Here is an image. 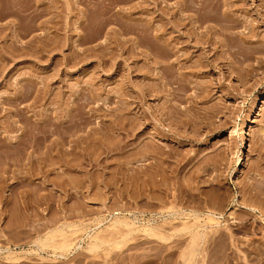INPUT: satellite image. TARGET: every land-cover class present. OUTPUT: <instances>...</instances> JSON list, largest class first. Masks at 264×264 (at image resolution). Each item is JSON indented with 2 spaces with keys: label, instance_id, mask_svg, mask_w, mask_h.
<instances>
[{
  "label": "rangeland",
  "instance_id": "rangeland-1",
  "mask_svg": "<svg viewBox=\"0 0 264 264\" xmlns=\"http://www.w3.org/2000/svg\"><path fill=\"white\" fill-rule=\"evenodd\" d=\"M121 6L127 5L116 4L110 13ZM121 10L122 7L118 11ZM136 10L140 16H156L152 9L150 13ZM101 11L97 0H0V264H132L149 257L165 264H264V65L252 73L246 66L233 64L222 69L206 67L192 75L195 77L186 95L171 100L166 93L157 94L158 81L141 78L146 72L152 76L146 62L150 56L139 54V61L133 63L135 58L128 48L122 50L124 41L128 47L130 35L137 34L117 15L101 23ZM110 25L114 28L106 30ZM259 30V37L264 39V27ZM107 38L109 41H103ZM201 50L194 53L188 64L198 61L204 52ZM76 59L78 62L73 61ZM134 64L142 69L129 75L128 69ZM135 73L140 77H130L131 81L146 82L152 93L144 105L150 106L146 110L149 109L151 120L144 125L143 119L139 121L140 133L136 138L125 136L126 132L116 128V121L130 128L145 109L127 108L132 88L125 85H130L128 76ZM41 85L48 87L44 94L48 96L36 101L34 91ZM86 85L100 93L105 91L96 101L86 103ZM16 90L22 95L19 102L18 97L14 98ZM117 96H121L123 104ZM1 104L10 105L12 110L20 108L14 113L9 111L10 106ZM24 105L31 110L23 109ZM67 107L71 111L65 110ZM55 111L61 119H67V114L76 116L56 130L65 132L64 144H52L51 150L46 151L41 142L43 132L39 131L37 138H32L33 146L26 151H33L32 156H26L30 153L22 149L29 131L25 119L28 116L34 123L46 113L53 116ZM11 112L12 119L7 118ZM17 124L21 126L17 128ZM42 128L50 131L55 127L45 123ZM57 132L45 144L51 137H62ZM5 134L15 140L14 134L23 136L21 141L10 144ZM125 142L127 145L120 149L119 145ZM239 157L243 159L240 163ZM24 158L31 160V164L28 162L25 167ZM68 161L76 165H69ZM210 211L215 216L211 220L207 217ZM123 217L134 221L136 228L112 223L117 218L125 221ZM185 223L188 229H184ZM159 225V229L154 227ZM149 226L155 232H150ZM52 233L54 243L48 246L45 243H51ZM44 238L46 242H41L45 246L39 241ZM194 238H198L197 242ZM64 242L66 247L71 244L69 251L63 249ZM117 242L125 244L120 246ZM62 243L65 252L59 249ZM11 254L16 260L8 257Z\"/></svg>",
  "mask_w": 264,
  "mask_h": 264
},
{
  "label": "bare ground",
  "instance_id": "bare-ground-1",
  "mask_svg": "<svg viewBox=\"0 0 264 264\" xmlns=\"http://www.w3.org/2000/svg\"><path fill=\"white\" fill-rule=\"evenodd\" d=\"M95 1V0H94ZM134 0H97L98 4L100 5L101 4V7H102V11L100 12V21L101 23L103 22L104 24L106 22H108L109 20H112V17L114 15H117L121 20L122 22L124 23L123 19L125 20V22L127 23L126 26L131 29L133 32H135L137 35H130L132 36L130 38V41L131 43L129 44L128 47H126V42L127 41H124V38L123 41L124 43H120L121 41L119 40H122L121 38L118 40V42L121 45L122 47V50L124 51L125 49L128 48V51L130 52L131 56L134 59L133 63L135 62H138V55L139 54H143L144 55H148L150 57H146V59H148V62L149 63V71H152V76H150L146 70L144 73V75L142 74L141 78L145 79L148 78V79H152V80H156L158 81L156 84L158 85L159 87V90H157V94L160 93H166L167 95H169L171 100L174 99L175 97L176 98H182V96L186 95L187 94V91L188 89L190 88V85L192 84L193 82V79L197 73L203 71V69H206V67H210V68H224V66L230 64V65H236V66H246L247 68H249L248 70L252 73L254 69H256V67H260L261 65H264V39L260 38L259 35H260V28L264 27V0H137L136 3L132 2ZM251 3H250V2ZM129 2H132L130 5L127 4ZM124 4L127 5L126 7L124 6H121L123 11H118L121 7L118 8V10L116 12H113V13H110L111 9L115 7L116 4ZM138 4V5H137ZM152 5V6H151ZM119 6V5H117ZM136 8L142 10L143 12H146L149 11V9H152L153 13L156 14L153 15L155 17H145L143 14V16H140L139 13H136L138 12V10H136ZM136 10V11H135ZM245 12L246 15L245 16H242L239 14V12ZM157 12V13H156ZM240 12V13H241ZM252 12H255V14ZM136 13V14H135ZM142 13V12H141ZM147 13V12H146ZM148 13V14H149ZM139 14V15H138ZM146 14V16L148 15ZM98 15V14H97ZM244 15V14H243ZM249 17H248V16ZM253 15H258L257 17L253 16ZM158 16V19L156 18ZM158 21V22H157ZM114 23V22H113ZM101 25V24H100ZM42 26V24H41ZM40 27V26H39ZM114 28L113 25H110L109 27H106V30L107 28L110 29V28ZM125 27V26H124ZM116 28V27H115ZM117 29V28H116ZM114 29V30H116ZM119 29V28H118ZM117 29V30H118ZM113 30V29H111ZM110 30V31H111ZM108 30V32H110ZM119 31V30H118ZM117 31V32H118ZM114 32V31H113ZM112 32V34H113ZM124 32V31H123ZM126 32V31H125ZM106 33V32H105ZM104 33V34H105ZM115 33V32H114ZM120 33V31H119ZM107 34V33H106ZM117 34V33H116ZM105 36V35H104ZM115 36V35H113ZM118 36V34H117ZM120 36L121 33H120ZM106 37V36H105ZM116 37V36H115ZM125 37V36H124ZM127 37V36H126ZM125 37V38H126ZM129 37V36H128ZM127 37V39H128ZM109 39L111 38V35L110 37H108ZM107 39H103V41H109ZM119 38V37H118ZM113 40V39H112ZM116 40V39H115ZM126 40V39H125ZM111 41V40H110ZM122 41V42H123ZM114 42V41H112ZM111 43V42H110ZM114 43H117V42H114ZM114 45V44H113ZM120 45H118L119 47ZM108 48V46H107ZM113 48V47H112ZM120 48V47H119ZM203 49L204 52H203V55L202 56H198L197 58V62L196 63H191L192 60L191 58L193 57L194 53L197 52V50L199 49ZM221 48V53L219 51V49ZM111 49V47H110ZM114 50V49H112ZM121 50V49H120ZM201 50V52L203 51ZM108 51V49H107ZM118 52V51H117ZM122 52V51H121ZM88 54V53H86ZM116 54V53H115ZM129 54V55H130ZM90 55V54H89ZM134 55V56H133ZM79 56V55H77ZM86 56V55H85ZM84 56V57H85ZM196 56V55H195ZM196 56V57H197ZM80 57H83V56H80ZM76 58V56H75ZM88 58V57H87ZM72 59V58H71ZM79 59V58H78ZM78 59L76 60H73V61H77L78 62ZM85 59V58H84ZM81 60V59H80ZM83 61V60H82ZM85 61V60H84ZM188 61H191L190 64H188ZM196 61V59H195ZM71 62V60H70ZM75 63V62H74ZM84 63V62H83ZM229 65V66H230ZM147 66V64H146ZM141 66L137 65V64H134L131 69L129 68L128 69V74L130 75V72L133 71V72H140V69ZM244 68V67H243ZM142 72V71H141ZM206 72V71H205ZM196 74V75H195ZM192 75H195L194 77ZM200 75V74H198ZM136 77L139 78L140 75L135 73L134 75L132 76H128V78H132V77ZM131 78H130V81H131ZM140 80V79H139ZM138 80H133L130 82V85H125V86H130L132 89L129 93L130 94V99L128 100L129 101V105L127 108H136V107H141L143 108V106L147 103L148 99L147 97L149 95H152L151 93V88H150V85H148L146 82H137ZM212 79L209 81L210 82V85L212 83ZM149 82H151L149 80ZM154 82V81H153ZM152 82V84H153ZM208 82V83H209ZM219 82V80H218ZM214 83V82H213ZM45 84V83H43ZM93 84V83H92ZM151 84V83H150ZM175 84V85H174ZM216 84V83H214ZM218 84V83H217ZM94 85V84H93ZM156 85V86H157ZM201 85H204V84H201ZM207 85V84H206ZM205 85V86H206ZM209 85V84H208ZM207 85V86H208ZM219 85V84H218ZM221 85V84H220ZM87 86V87H86ZM83 89H89L88 92L89 94L87 95L86 99V103H89V102H92V101H96L97 99H99V96H101V93L105 90H103L101 93L100 92H97L94 88H92L91 86L88 87V85H86ZM153 86V85H152ZM200 86V85H199ZM83 87V86H81ZM103 87V85H102ZM155 87V86H154ZM203 87V86H202ZM47 88L46 85L42 87V85L39 87L36 88V90L34 91V95H35V98L34 100L38 101L40 98H43V96H45L44 94L47 93ZM124 88V87H123ZM128 88V87H127ZM206 88V87H205ZM209 88V86H208ZM207 88V90H208ZM212 88V87H211ZM32 88H30L31 90ZM82 89V88H81ZM98 89V88H97ZM21 90V89H20ZM20 90H18L20 92ZM29 90V89H27ZM126 90V89H125ZM205 90V91H207ZM210 90V89H209ZM25 91V90H24ZM51 91V90H50ZM81 91V90H80ZM83 91V90H82ZM101 91V90H100ZM129 91V90H128ZM202 91V90H201ZM200 91V92H201ZM17 93V90L16 92ZM49 93V92H48ZM64 93V92H63ZM62 93V95H63ZM121 93L125 94L123 92V90L121 91ZM27 94V93H26ZM165 94V95H166ZM200 94V93H199ZM205 94V93H204ZM203 94V95H204ZM61 95V96H62ZM110 96V94H108ZM112 95V94H111ZM115 95V94H113ZM118 95V94H117ZM122 95V94H121ZM162 95V94H160ZM158 95V96H160ZM164 95L165 99H167V97ZM189 95V94H188ZM187 95V97H188ZM201 95V96H203ZM22 96V95H21ZM21 96H20V93H17L16 96L14 98H17L16 99V102L18 100L21 101ZM48 96V95H46ZM45 96V97H46ZM64 96V95H63ZM125 96V95H123ZM155 96V94H154ZM157 96V95H156ZM196 96V95H194ZM200 96V97H201ZM209 96V95H208ZM11 97V96H10ZM111 97V96H110ZM115 97V96H113ZM118 97V100L119 103L121 102L123 104V101H122V98L121 96H117ZM153 97V96H152ZM163 97V96H162ZM163 97V98H164ZM193 97V96H192ZM13 98V97H12ZM65 98V97H64ZM124 98V97H123ZM159 98V97H158ZM161 98V96H160ZM159 98V99H160ZM162 98V100H163ZM196 98V97H194ZM28 99V98H27ZM58 100V98H56ZM101 99V98H100ZM107 99V98H106ZM170 99H168L170 101ZM13 100V99H12ZM25 100V99H24ZM46 100V98H45ZM61 99H59L60 101ZM110 100V99H109ZM158 100V99H157ZM185 100H187V98H185ZM189 100V99H188ZM193 100V98L191 99ZM33 101V99H32ZM50 101H51V98H50ZM56 101V100H55ZM63 101V100H62ZM61 101V103H62ZM161 101V100H160ZM159 101V102H160ZM165 101V100H164ZM163 101V102H164ZM174 101V100H173ZM42 102V101H41ZM168 102V101H167ZM35 104V101L32 102ZM31 103V104H32ZM58 103V102H57ZM83 103V102H82ZM126 103V102H125ZM173 103V102H172ZM177 102L174 101L173 104L176 105ZM192 103V102H190ZM6 104V102H5ZM63 104V103H62ZM68 104V103H67ZM170 103L168 102V105ZM172 104V105H173ZM2 106H6V105H3L1 104ZM30 105V104H29ZM69 105V104H68ZM164 105V104H162ZM179 105V103H178ZM10 106V105H9ZM9 106H6L9 108ZM26 106V105H24ZM22 106V107H24ZM149 106V104H148ZM21 107V108H22ZM31 107V106H30ZM165 107V106H164ZM11 108V106H10ZM9 108V111H18V108L17 107H13V110L12 108L10 109ZM32 108V107H31ZM47 108V107H46ZM90 108V107H89ZM119 108H124V106L120 107ZM139 108L137 110H139ZM145 108V106H144ZM147 108H150L147 107ZM147 108L145 109H142L143 111V114L142 116H139L137 115L136 119H138L137 121H133V123L131 124L130 128H126L124 127V123L123 122H120V121H116L117 123V129H121L123 130L124 132H126L125 134L124 133H121V134H124L125 136L127 135H132L131 137H137V135L140 133L139 131L137 132V130L139 129V124H140V120L143 119L144 122H142V124L144 125L145 123H147L148 120H151V116L149 115V112L148 110H146ZM166 108V107H165ZM175 108V107H174ZM180 108V107H178ZM6 109V108H5ZM4 109V111H5ZM27 111L31 110L29 108V106H26L25 108H23ZM55 109V107H54ZM66 109H70V108H65ZM91 109V108H90ZM118 109V108H117ZM128 109V111H129ZM48 110V109H46ZM60 110V109H59ZM73 110V109H72ZM88 110V109H87ZM136 110V111H137ZM158 110V109H157ZM162 110V109H161ZM178 110V109H177ZM25 111V112H27ZM42 111V110H41ZM45 111V110H44ZM58 111V110H57ZM64 111V110H63ZM62 111V112H63ZM71 111V109H70ZM86 111V110H85ZM92 111V109L90 110V112ZM140 111V110H139ZM156 111V110H155ZM173 111V110H172ZM8 112V111H7ZM22 112V111H21ZM59 112V111H58ZM65 112V111H64ZM63 112V113H64ZM69 112V110H68ZM89 112V114H90ZM92 112H95V111H92ZM91 112V114H93ZM134 112V111H133ZM132 112V113H133ZM164 111L162 110V113ZM28 113V112H27ZM43 113V112H42ZM49 113V112H48ZM72 113V112H71ZM138 113V112H137ZM152 113V111L150 112ZM160 113V114H162ZM166 113V112H165ZM175 113V112H174ZM40 114V113H39ZM38 114V115H39ZM45 114V113H44ZM47 114V113H46ZM45 116H42V117H39L37 118L36 120L37 121H34L31 122V120L29 119V117L27 116V118L25 119L26 122L25 124L28 125V129L29 131H27V138L24 137V142H22V149L24 150V153L28 150V147H31L33 146L32 145V138L34 136H36L37 138V134L39 133V131H42L43 132V141L41 140V142H44V145H45V149L44 148V151H49L51 150L50 149V146L52 144H64V141H65V138H63V135L65 132H61V133H58L56 130H61L59 129L61 126L65 125L66 122H71L73 121L76 116H72L71 114H67V119L66 117H64L65 119H61V115L59 113H57L56 111L54 112V115L53 116H49L48 117V114ZM120 114V113H119ZM118 114V115H119ZM134 114V113H133ZM140 114V112H139ZM159 114V115H160ZM9 115H13V113L11 112V114H8L6 117L10 119H12L11 116ZM18 115V114H17ZM21 115V114H19ZM33 115V114H32ZM63 116H65V114H62ZM94 115V114H93ZM122 115V114H121ZM120 115V116H121ZM152 115V114H151ZM158 114H156L157 116ZM9 116V117H8ZM22 116H25L24 114ZM21 116V117H22ZM62 116V117H63ZM69 116V117H68ZM135 117V115H133ZM177 116V115H175ZM19 117V118H21ZM164 117H165V114H164ZM168 117V116H167ZM31 118V117H30ZM36 118V117H35ZM34 118V119H35ZM152 118H155L154 116ZM9 121L11 122L12 120ZM14 119V117H13ZM17 118L15 117V120ZM114 119V118H113ZM113 119H111L113 121ZM157 119V118H156ZM17 121V120H16ZM142 121V120H141ZM153 121V120H152ZM160 121V120H158ZM251 121V120H249ZM14 121H12L13 123ZM150 122V121H149ZM9 123V122H8ZM12 123H9L10 125ZM18 123V122H16ZM32 123V124H30ZM45 123H51L55 128H52L50 131L42 128V125L45 124ZM115 123V124H116ZM154 123V122H152ZM7 124V123H6ZM7 124V125H9ZM15 122L12 124L14 125ZM69 124V123H68ZM155 124V123H154ZM12 125H11V128H12ZM20 124H17L16 126H18ZM113 125V124H112ZM141 125V124H140ZM21 126V125H20ZM123 126V127H122ZM5 127V125H4ZM41 127V128H40ZM19 128V126L17 127ZM23 128L25 129V127L23 126ZM51 128V127H50ZM91 128V127H90ZM115 128V126L113 127ZM141 128V127H140ZM4 129V128H3ZM13 129V128H12ZM41 129V130H40ZM79 129V128H78ZM143 129V128H141ZM157 129H159L157 127ZM19 129H17L16 131H18ZM20 130H22L20 128ZM86 130V129H85ZM12 131V130H11ZM90 132V130H88ZM6 132V131H4ZM19 132V131H18ZM56 132L61 135L62 134V137L58 136V137H51L52 139L49 140V142H47V144H45V141L48 140V138L52 135L55 136ZM81 132V131H80ZM80 132H78L79 134H81ZM83 132V131H82ZM20 133V132H19ZM24 133V132H22ZM77 133V134H78ZM88 133V132H86ZM120 133V132H119ZM9 134V133H7ZM21 134V133H20ZM40 134V133H39ZM72 134V132H71ZM76 134V135H77ZM78 134V136H79ZM6 135V134H5ZM10 135V134H9ZM18 134H14V136H16V138L18 140H20V136H23V135H20V136H17ZM69 135V134H68ZM7 136V135H6ZM12 136V135H10ZM81 136H83V134H81ZM86 136V134L84 135ZM67 137V136H65ZM74 138H76L75 134L73 136ZM72 136L69 137V138H73ZM92 137H95V135ZM120 137V136H119ZM118 137V138H119ZM149 137V136H148ZM6 138V137H5ZM4 138V139H5ZM35 138V137H34ZM74 138L72 140H74ZM135 138H132V139H135ZM153 138V137H152ZM7 142L9 140V143L12 144V143H15L14 141H17L18 140L16 139H12V137H9L7 136ZM5 139V140H6ZM78 138H76L77 140ZM96 139V138H95ZM141 139V138H140ZM151 139V138H150ZM81 140V138H80ZM121 140V139H120ZM130 140V138H129ZM21 141V140H20ZM97 141V139H96ZM122 141V140H121ZM120 141V142H121ZM126 141V140H125ZM133 141V140H132ZM16 142V143H17ZM80 142V141H79ZM6 143V141H5ZM30 143V145H29ZM123 143V142H122ZM35 144V143H34ZM70 144H73V143H68V145ZM6 145H9L8 143ZM17 145V144H16ZM41 145V144H40ZM109 145V144H108ZM127 145L126 142L125 144H120L119 148L120 149H123V147ZM14 146V145H13ZM10 145V147H13ZM7 147V146H6ZM53 147V146H51ZM58 147V146H57ZM60 147V146H59ZM63 147V145H62ZM75 146H73L74 148ZM81 147V146H80ZM66 148V147H64ZM76 148V147H75ZM17 149V147L15 148ZM32 149V148H31ZM36 149V148H35ZM13 150V149H12ZM33 150V149H32ZM39 151V149H37ZM56 152H57V148L55 149ZM61 150V149H60ZM63 150V148H62ZM72 150V149H71ZM119 150V149H118ZM8 151V150H7ZM19 151V150H18ZM17 151V152H18ZM29 151V150H28ZM66 151V150H65ZM67 151H68V148H67ZM30 152L33 153V151L30 150ZM30 152H26L27 154H29ZM43 152V150H42ZM51 152V151H50ZM55 152V151H54ZM63 152V151H62ZM60 152V153H62ZM78 152V150H77ZM10 153H12V151H10ZM15 153V152H14ZM13 153V154H14ZM41 153V152H39ZM79 153V152H78ZM148 153V152H147ZM160 153V152H159ZM9 154V152L7 153ZM52 154V153H51ZM49 154V155H51ZM146 154V152H145ZM19 155V154H18ZM23 155V154H22ZM21 155V156H22ZM31 153L29 155H26V156H30ZM46 155V154H45ZM48 154L46 155L49 156ZM56 156V154H54ZM64 154H61V156H63ZM8 156V155H7ZM25 156V155H24ZM25 156V157H26ZM32 156V155H31ZM35 156V154H34ZM33 156V157H34ZM39 157H43L41 155H37ZM53 156V155H52ZM165 156V155H164ZM163 156V157H164ZM11 157V156H9ZM97 157V156H96ZM151 158V156H148ZM161 157V158H163ZM21 159V157H19ZM27 158V157H26ZM29 158V157H28ZM36 158V156H35ZM45 158V156H44ZM66 158V157H65ZM68 158V157H67ZM66 158V159H67ZM16 159V158H15ZM18 159V158H17ZM25 159V158H24ZM59 159V158H58ZM64 159V160H66ZM70 159V158H68ZM67 159V160H68ZM95 159V158H94ZM11 160V159H9ZM14 160V159H13ZM12 161H9V162H13ZM30 160V159H29ZM71 160V159H70ZM243 159H241V157L238 158V163H240ZM18 161V160H17ZM25 163V167L28 166L27 163L29 162L28 160L26 161V159L24 160ZM37 162H40L39 160H35ZM44 161V160H43ZM8 162V163H9ZM67 162V161H66ZM69 162V161H68ZM23 163V162H21ZM33 163V162H32ZM36 163V162H35ZM42 163V162H41ZM106 163V162H105ZM6 164V163H5ZM17 164V163H16ZM29 164H31V160L29 162ZM46 164H49L46 162ZM70 164H74V163H70L69 162V165ZM23 165V166H24ZM39 165V163H38ZM42 165V164H41ZM68 166V164H66ZM76 165V164H74ZM100 165V164H98ZM20 166V165H19ZM18 166V167H19ZM23 166H21L23 168ZM141 166V165H140ZM148 166V164H147ZM9 167V166H8ZM65 167V166H64ZM67 168V167H66ZM65 168V169H66ZM71 167H69L70 169ZM16 169V168H15ZM18 169V170H17ZM16 170L17 171H20L21 169L17 168ZM64 169V170H65ZM6 170V169H5ZM8 171V170H7ZM14 171V170H13ZM137 171V170H136ZM144 171V169H143ZM139 172H142L139 170ZM23 173V171L21 172ZM163 173V172H162ZM92 175V174H91ZM93 177V176H92ZM93 179V178H92ZM91 179V180H92ZM95 179V178H94ZM99 179V178H98ZM96 180V179H95ZM97 182V181H96ZM93 184V183H92ZM95 184V183H94ZM264 202V201H263ZM17 204V202H16ZM15 205V204H14ZM13 205V206H14ZM17 207V206H16ZM15 208V207H13ZM19 212V210H17ZM12 213V211H10ZM13 213H15V211L13 210ZM16 214V213H15ZM14 214V216H15ZM183 214V213H182ZM17 215V214H16ZM20 215V214H19ZM11 217H12V214H11ZM118 217V216H117ZM207 217L211 220L212 217H215L214 216V212H209L207 214ZM14 218V217H13ZM17 218V217H16ZM125 219V217H123ZM217 218V217H216ZM215 218V219H216ZM12 219V218H11ZM15 219V218H14ZM18 219V218H17ZM115 219V218H114ZM131 220V219H129ZM165 220V219H164ZM15 222V221H14ZM18 222V221H17ZM100 222V220H99ZM119 222V226L118 227H122L120 226V222H121V225L123 223H125L127 226H129L128 228L134 226L133 223L134 221L130 222V221H125L122 220L121 218H117L116 221L112 222V223H117ZM130 222V223H128ZM161 221H159L160 223ZM16 223V222H15ZM188 223V222H187ZM11 224V223H9ZM17 224V223H16ZM77 224V223H76ZM80 224V222H79ZM155 224V222H153V225ZM161 224V223H160ZM186 224V223H185ZM184 224V229H188V225ZM78 225V224H77ZM82 225V224H81ZM80 225V228H83L82 226ZM85 224H83L84 226ZM113 225V224H112ZM118 224H115L113 226H116ZM125 225V228H126V231L128 230L127 227ZM162 225V224H161ZM12 226V225H11ZM17 226V225H15ZM14 226V227H15ZM111 226V225H110ZM187 226V227H186ZM8 227V225H7ZM75 227H77L75 225ZM124 227V226H123ZM135 227V226H134ZM150 227V226H149ZM154 227H157L159 229V227H161L160 225L159 226H154ZM186 227V228H185ZM10 228V227H8ZM16 228V227H15ZM136 228V227H135ZM157 228L155 230H157ZM12 229V228H10ZM131 229V228H130ZM148 229V228H146ZM145 229V230H146ZM153 229L152 226L148 229ZM207 229H205L206 231ZM133 230H131L132 232ZM154 231V230H153ZM152 230H150V232H153ZM204 231V232H205ZM128 234H130V231L128 230ZM155 232V231H154ZM201 232V231H200ZM202 232V234L204 233ZM208 232V234L210 233L209 230L206 231ZM199 233V232H198ZM198 233H197V236H198ZM53 234V235H52ZM50 235V238H51V241L48 237L47 240L50 241L51 243L49 244L48 242L45 243V244H48V246H50L52 243V241H54V233H52ZM127 234V232H126ZM127 234V235H128ZM201 234V233H200ZM199 234V235H200ZM206 234V233H204ZM203 234V235H204ZM125 235V234H123ZM165 235V234H164ZM162 234V236H164ZM49 236V235H48ZM97 236V235H96ZM160 236V237H162ZM206 236V235H205ZM99 238V236H97ZM96 237V238H97ZM167 237V236H164V238ZM204 237V236H203ZM203 237L201 236L200 238L203 239ZM207 237V236H206ZM205 237V238H206ZM212 236L208 237V238H211ZM199 238V240H200ZM204 238V239H205ZM207 238V239H208ZM195 239V238H194ZM198 239V238H196ZM195 239V241L197 242V240ZM205 239V240H207ZM198 240V241H199ZM40 243L42 244V242H46L45 238L42 239V240H39ZM42 241V242H41ZM67 241V240H66ZM65 241V242H66ZM194 241V240H193ZM64 242V246H63V243H62V246L61 244H59L58 246L60 247L59 249L64 251L63 249L66 248V250L68 249V246L66 247V244ZM120 242V241H119ZM68 243V242H67ZM40 244V245H41ZM98 244V243H97ZM116 244V243H115ZM118 244V242H117ZM125 243H120L118 245L120 246H123ZM38 245V246H40ZM43 246H45L44 244H42ZM41 245V247H42ZM93 245H96L93 244ZM93 245H91L92 247H94ZM54 246L57 247V245L54 244ZM53 245L52 247L54 249H57L55 248ZM71 246V244H70ZM70 246H69V250H70ZM112 246H116V245H112ZM110 246V247H112ZM47 247V246H46ZM62 247H64L63 249H61ZM90 247V246H89ZM96 247V246H95ZM129 247V246H128ZM193 247V246H192ZM44 247H42L43 249ZM72 248V247H71ZM99 248V246H98ZM109 248V247H108ZM107 248V252L109 251ZM116 248H119L116 246ZM195 248V247H194ZM38 249H41V248H38ZM47 249V248H46ZM49 249V247H48ZM96 250L94 248H91L90 247V250ZM114 249V247H113ZM44 250V249H43ZM67 250V251H69ZM106 250V249H105ZM106 252V253H107ZM162 252V251H161ZM63 253V252H62ZM108 254V253H107ZM11 256H15V255H9L8 257H11ZM161 256V255H160ZM7 257V256H6ZM7 257V259H8ZM16 257V256H15ZM14 257L13 260H16V258ZM42 257V256H41ZM45 256H43V260H48L44 259ZM159 257V256H157ZM18 258V257H17ZM56 259V257H54ZM153 257H149V260H135V261H132V264H163L164 262H162L161 260L158 261V262H153V260L151 259ZM161 259H163L165 261L164 258L160 257ZM53 259V258H52ZM134 259V258H133ZM138 259V258H137ZM140 259V258H139ZM152 261H151V260ZM11 260V258H10ZM51 260V259H49ZM54 260V259H53ZM105 260V259H104ZM138 261V262H136ZM156 261V260H155ZM12 261L9 262V264H11ZM15 262V261H14ZM25 263H27V261H23ZM106 262V260L104 261V263ZM134 262V263H133ZM167 262V261H166ZM7 263V262H6ZM16 263V262H15ZM13 263V264H15ZM46 262H43L42 264H44ZM49 264V262H47ZM52 263V262H50ZM190 263V262H189ZM187 263V264H189ZM8 264V263H7ZM17 264V263H16ZM19 264V263H18ZM54 264V263H53ZM106 264V263H105ZM108 264V263H107ZM131 264V263H129ZM165 264V263H164ZM167 264V263H166ZM185 264V262H184Z\"/></svg>",
  "mask_w": 264,
  "mask_h": 264
}]
</instances>
